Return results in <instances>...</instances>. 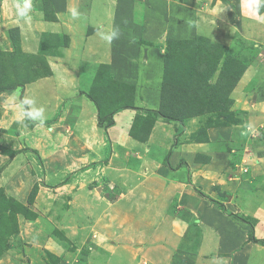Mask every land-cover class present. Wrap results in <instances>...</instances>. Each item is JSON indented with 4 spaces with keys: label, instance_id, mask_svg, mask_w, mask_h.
<instances>
[{
    "label": "crops",
    "instance_id": "crops-1",
    "mask_svg": "<svg viewBox=\"0 0 264 264\" xmlns=\"http://www.w3.org/2000/svg\"><path fill=\"white\" fill-rule=\"evenodd\" d=\"M15 2L0 0V53L13 54L17 46L22 54L39 60L40 69L46 72L38 79L27 81L23 87L1 93L0 106L15 109L23 99H30L33 103L24 104L23 108H42L39 119L53 116L58 119L60 115L73 118L76 133L66 137L58 124L55 134L60 137L53 139L44 127L34 125L21 143L14 146L8 142L5 146L8 150L20 151L26 146L27 150L38 151L45 173L40 177L34 159H23L22 153L13 158L0 154L3 165L0 169L6 167L0 171V189H4L7 197L25 205L33 184H39L38 181L44 186L51 183L54 189L65 188L67 185H57L60 177L72 171L73 158L79 164L78 154L68 153L76 144L75 139L83 140V135L104 139L103 129L97 126L96 107L81 92L80 68L83 64L102 67L119 87L132 86L135 90L134 107L114 114V124L107 131L110 136L111 132H116V142L105 164L90 169L93 173L105 172L108 182L114 180L109 173L115 166L122 169L120 173L125 177L134 175V171L127 169L132 167L128 155L135 152L134 145L143 149L150 147L151 141L165 140L166 143L164 152H158L159 163L139 164L137 175L133 177L135 185L122 186L124 193L116 202L108 201L101 190L97 191L102 203L97 204L96 213L91 214L95 224L87 213L81 215L85 202L83 192L77 191L68 202L70 207L48 218L54 222L50 237L37 241L36 245L30 238L18 240L25 230V226L21 228L20 225L19 233L9 238L0 264H264V246L248 241L249 225L235 221L193 193L196 189L214 197L216 183H223L224 188L230 189L231 177L244 167L237 163L231 165L232 151H212L208 142L239 140L244 144L245 136L264 128V6L259 15L254 16L244 6V0H48V8L42 10L37 7L41 2L32 0L29 13L32 21L28 25L22 20L19 24L16 22ZM113 29H118V38L108 42L104 37ZM44 36L64 37V41L44 54L41 50ZM238 38L252 44L255 58L245 65L235 83L231 111H249V126L243 121L225 127H209L201 132L198 125L202 120H190L181 129L177 141L176 133L179 132H176L175 122L169 124L158 119L146 142L130 136L137 114L159 108L168 42L203 39L209 44L228 47L230 51L232 47L235 49L233 45ZM193 123L197 126L192 127ZM245 127L250 129L247 133ZM248 147L259 151L257 163L264 165V153L261 154L264 147L245 145L243 151L247 156L250 154ZM262 167L259 174L264 180ZM44 189L40 187V195L29 207L41 220L55 201L52 192H44ZM41 192L45 194L41 196ZM234 195L237 197L233 199L238 200L232 201L234 204L245 199L241 203L244 207L236 208V212L253 218L256 223L254 237L264 239V205L249 213L246 206L249 199L242 192ZM183 196L196 200L189 204ZM117 208L121 217L129 209L139 212L130 211L132 217H127V224L116 227L113 224ZM179 211L191 215L192 224L181 219L177 215ZM86 225L96 229L83 230ZM190 227H194L198 238L194 250L181 247Z\"/></svg>",
    "mask_w": 264,
    "mask_h": 264
},
{
    "label": "rangeland",
    "instance_id": "rangeland-1",
    "mask_svg": "<svg viewBox=\"0 0 264 264\" xmlns=\"http://www.w3.org/2000/svg\"><path fill=\"white\" fill-rule=\"evenodd\" d=\"M38 8L41 10L47 7L48 0H38ZM53 8V7H52ZM46 44V46H42L43 53H49L50 48L64 41V37H48L42 38ZM238 42H234V47L230 49L229 56L230 61L228 64L224 65L221 70V74L218 80L212 78L214 76V71L211 68L214 66V60L217 57L219 50L214 49L212 50L211 45L205 41H197L194 42L192 45L187 44H168L167 46V57L166 60V68H167V76L168 82L167 84L173 88H180L183 90L189 91V97L192 99L190 104V113L189 116L184 118L182 122H175L174 124L177 125L176 133L177 141H179V135L181 134V129L184 128L185 123L194 121H198L201 119L202 123L198 125V128L201 132L206 131L209 127H225L226 125H234L237 123H242L246 121L247 126L250 125L249 117H247V113L249 111L244 109H238L237 111H231L232 105V92L234 88V82L237 79V76L242 71V68L246 65V63L254 62L255 54L253 50V46L248 45L247 43L243 42L242 39L238 38ZM206 45L202 49L196 51L201 45ZM179 45V46H178ZM228 48V47H225ZM234 49V50H233ZM196 52L198 53L196 55ZM26 56V55H25ZM22 56V55H15L13 57H9L7 55H0V88H9L15 82H24L27 83L30 80L38 79L39 76L42 75L43 72H46L44 69H40L39 67V60L33 59L29 56ZM203 59V61H201ZM33 66H36L33 68ZM103 71L101 68H96L94 65L83 64L80 68V76L82 80L81 92L87 96L97 97V86H100L103 81L97 82L98 77H102ZM214 73V74H213ZM212 78V80H211ZM11 90H4L1 93H8ZM63 106V105H62ZM116 106V105H115ZM26 108V107H24ZM28 110L27 108L25 109ZM141 110V109H140ZM243 110V111H241ZM145 113V112H144ZM139 113V114H144ZM156 118V117H155ZM158 119L162 118H156ZM194 119V120H193ZM42 121V123H40ZM3 122V123H2ZM61 122V124H60ZM166 122V121H164ZM168 123V122H166ZM61 125L62 133L68 137L72 132L76 133L75 122L73 118L65 117L63 118L61 115L60 117L53 116L50 119H38V120H31V118L26 117L25 120L20 121L17 119V112L15 109L11 108L8 109L6 107L0 106V154L1 155H10L12 153L18 152L17 154L22 153L23 159L25 160H33L37 174L44 176V169H43V158L40 156L39 152L36 150H27V147H21L19 150H12V149H5V146L8 142L16 146L17 143H21L22 137L27 135L28 129L32 128L34 125H40L47 130L48 136L53 139L60 137L55 134L59 125ZM155 124V122H154ZM171 124V122H169ZM154 126V125H153ZM197 124L193 123L192 127H196ZM80 127V126H79ZM99 128V127H98ZM101 129V128H100ZM103 132V140L98 139V137L94 138L90 136H82L83 140L75 139V145L73 146L72 150L68 151L69 155H73L74 153L78 154L77 162L73 158L72 162V171H69L67 174L62 175L60 177L61 182H58L57 185L65 186V188H55L51 185V183H47L45 186L42 184V181L39 182V188H45L44 192H52L55 201L51 202L49 208L47 210V214L42 216L44 219H40V216L37 215L35 220H25L22 216L17 215V228L19 233V226L21 228L25 226V230L23 231L22 237L19 235L18 240H27L31 239L34 240L33 243H37V241H42L43 238L50 237L51 226L54 225L53 221L48 220L52 213H57L59 210L66 209L70 207L69 201L73 198V194L77 191L83 192V204L84 210H82L81 215H85L87 213V217L92 219L93 215L96 213L97 204L102 203L101 199L99 198L100 192L99 190L106 195L108 201L116 202L117 197L124 193L122 186L132 187L135 185L134 176L137 175V170L139 169V164L142 163L150 164L154 162H158L160 159L159 151L161 154L164 152L165 143L166 141H151V146L148 148L136 147L134 145L135 152L130 153L128 157L130 158V164L132 163V167H128L127 169L134 171V175L125 177L123 174L120 173L122 169L119 166L112 167L109 176L113 181H109L108 175L103 173L99 170V173H93L90 169H96L99 165L102 167L105 162L107 161V157L111 152L112 148L114 147V142H116V132H111V136L108 135V130ZM250 129L249 127L244 128V132H248ZM251 134V135H250ZM245 136V140L243 139V143L239 140L236 142H225L223 140H218L216 142L210 143L208 145L212 151H232L231 156V165L238 164L239 167L242 165L244 167L240 172H237L233 177V183L230 184V189L224 188L223 183H216L213 186L214 190V200L217 202L223 203L225 206L228 205L226 208L227 211L230 213H237L236 208L244 207L241 203L245 200L244 198L240 201V204H234L233 202H237L238 200L233 199L237 196H233L236 192H242L246 198H248V207L247 211L250 213L253 209H258L262 205H264V180L262 179L261 175L259 174L264 166L263 163H257L259 161L258 157L259 151H254V148L248 147V151L250 154L244 155V146L250 145L264 147V128L259 129L258 131H253L252 133ZM252 136L254 138H252ZM24 137V139H25ZM57 141V139H56ZM59 141V139H58ZM146 142V141H144ZM159 142V143H156ZM154 143V144H152ZM121 145V143H120ZM78 146V149L75 150V147ZM4 147V148H3ZM63 147V146H62ZM102 148V149H101ZM138 148V149H137ZM110 149V152H109ZM156 149V151H155ZM101 150V152H100ZM101 153V155H100ZM243 153V154H242ZM264 153L261 151V154ZM81 154V155H80ZM252 154V155H251ZM82 156V157H81ZM157 157V159H156ZM128 159V158H127ZM198 159V158H197ZM242 159H245L242 161ZM253 160V161H251ZM128 161V160H125ZM154 161V162H153ZM252 162L253 164H251ZM2 161H0V167ZM159 163V162H158ZM128 164V162H127ZM249 165V166H248ZM6 168V167H4ZM1 168V169H4ZM156 168V166H155ZM154 168V169H155ZM85 170H90L88 173H84ZM1 173V172H0ZM32 174H35V171L32 170ZM232 176V175H230ZM115 182V183H114ZM153 186V184H150ZM107 186H110L107 187ZM3 189V188H2ZM52 189V191L50 190ZM54 189V190H53ZM148 189H152L148 187ZM4 190V189H3ZM40 191L37 192L36 197L40 195ZM41 192V196L45 193ZM193 193L196 195L197 190L195 189ZM67 194V195H66ZM86 194V196L84 195ZM210 197V196H209ZM233 199V200H232ZM35 200V199H34ZM64 200V202H63ZM183 200L185 202H189L192 204L196 199L194 197H187L183 196ZM233 201V202H232ZM27 202V201H26ZM63 202V203H62ZM247 202V201H246ZM48 203V202H47ZM86 204V205H85ZM93 204V205H92ZM27 206V203L25 204ZM94 206V208H93ZM110 207V206H109ZM108 207V208H109ZM4 209L5 206H3ZM93 208V209H92ZM112 208V207H110ZM91 209L93 211H91ZM120 209L117 208L114 214V224L113 226L117 227V224H127L128 218L132 217L131 212L138 213V210L129 209V212L123 217L119 215ZM131 211V212H130ZM254 211V210H253ZM80 212V211H79ZM110 212V210H109ZM242 214V213H241ZM244 214V213H243ZM173 215V213H172ZM177 215L184 219L185 221H189L192 224L193 219L192 216L189 214L184 213V211H179ZM245 215V214H244ZM128 217V218H127ZM249 217V216H248ZM74 218V216L72 217ZM138 218V215H136ZM251 218V217H250ZM253 219V218H252ZM37 220V221H36ZM2 221L5 222L3 226L9 227L11 226V219L8 216L7 218H2ZM135 222L134 219H132ZM73 223V222H72ZM92 224H95V219L91 220ZM136 223V222H135ZM108 224V223H107ZM108 224V226H110ZM253 225L255 226L256 223L254 222ZM93 225L84 226L83 230L87 229L89 231L96 229L94 226L93 229L91 228ZM70 228H74V226L69 224ZM51 229V230H50ZM256 228L254 227V230ZM56 231V229H54ZM263 229H261L262 232ZM264 232V231H263ZM198 238L195 234L194 227H190V231L186 233L184 239L182 241L181 247H184L189 250H194L197 246ZM91 249L92 247L89 246ZM93 249V248H92ZM86 253L89 252V249L85 250ZM257 254V252H256ZM82 254L79 256V260L82 259ZM82 261V260H81Z\"/></svg>",
    "mask_w": 264,
    "mask_h": 264
},
{
    "label": "trees",
    "instance_id": "trees-1",
    "mask_svg": "<svg viewBox=\"0 0 264 264\" xmlns=\"http://www.w3.org/2000/svg\"><path fill=\"white\" fill-rule=\"evenodd\" d=\"M262 8H263V6L260 7L259 11H261ZM48 37H51V36H44V38H48ZM199 40L205 41L203 39H199ZM43 41L44 40L42 39V46H46L47 43L45 44V42H43ZM171 43L174 45L175 44L192 45L194 42H192V41H177V42L171 41V42L167 43V46H168V44H171ZM14 44H15V42H14ZM210 45L212 47L211 48L212 50H214V49L219 50V53L214 60L215 64H214V66L211 67L215 73V74L213 73L214 76L212 78H215L216 80H218L220 77H222V76H220L222 67H224L225 64L227 65L228 62L230 61L229 48H225V47L220 46V45H213V44H210ZM201 46L202 47H199L198 49H196L197 52H198V50L202 49L206 45L204 44ZM42 49H43V47H42ZM166 51H168L167 47H166ZM49 52H50V50H49ZM197 52H196V55L198 54ZM17 54L25 56L24 54H22L19 51V48L17 46H16V50L14 51V53L13 54H7V56L13 57ZM167 54L168 53H166V56H165V62L168 59ZM0 55H4V54L0 53ZM42 56H43V53H42ZM201 61H203V59H201ZM43 62H44V59H43ZM246 64H248V63H246ZM244 67L242 68V70L244 69ZM99 68L104 70L103 71L104 75L102 77L97 78L98 79L97 82H100V80L103 81V83L100 86L96 87V89L98 90L96 93L97 97H93V96L91 97V96H87V95H85V96L96 107V110H97V126L101 129H103L104 131H106L107 128L113 126V124H114L113 116L115 113H117L118 111H120L122 109L134 107L135 90L132 86H121L122 88L119 87V85H118L119 83L111 80V78L108 77L109 76L108 72H106L104 68H102V67H99ZM167 73H168V71H167L166 63H165V74H164L163 83H162L159 108L157 110H153V111L143 110L145 113L144 114H137L133 120L132 125H131L130 131H129L130 136L133 137L134 139L140 141V142L147 141V139L150 135V131L154 125V122L156 121L155 120L156 118H162V119H164V121L169 123V122H178V121L182 122L184 120V118L189 116L190 104L192 101V99L189 97V91L188 90L185 91V90L180 89V88L170 87V85L166 83V82H168L167 81L168 80ZM241 73H242V71L237 76V79L234 82L233 86H235V83L237 82ZM42 74H45V72ZM105 77H107V79H104ZM212 78H211V80H212ZM23 85H24V82H21V83L15 82L9 88H7V87L0 88V92H2L4 90H13V89H16L18 87H23ZM108 107H109V110H108ZM109 152H110V149H109ZM17 153L18 152L12 153L9 155V157L13 158V156H15ZM0 171H1V169H0ZM38 188H39V184L34 183L29 194H28V197H27V202H26L27 206L19 203L18 201H16L15 199H13L11 197H7L4 194V191L2 189H0V256L5 251V249L8 245L9 238L18 232L17 215H20L25 220H29V221L36 219L37 214L34 213L32 210H30L29 207L31 205H33L35 196L38 192ZM197 194L200 195L201 197H203L208 202H210L212 205H215L223 214L227 215L228 217H230V218H232L235 221H238L240 223H246L247 225H249L250 232L248 235V241L251 243H256V244L264 246V239L258 240L254 237V228H253L254 225H253V223L255 221L252 218H250L248 216H243V215H240L237 213H230L227 211V209L223 203L217 202L213 198L205 195L204 193H202L200 191H197ZM3 206H5L6 209H4ZM8 216L12 220L11 221L12 223H11V226L6 227V226H3L5 224V222L2 221V218H7ZM55 233H57V232H55Z\"/></svg>",
    "mask_w": 264,
    "mask_h": 264
},
{
    "label": "clouds",
    "instance_id": "clouds-1",
    "mask_svg": "<svg viewBox=\"0 0 264 264\" xmlns=\"http://www.w3.org/2000/svg\"><path fill=\"white\" fill-rule=\"evenodd\" d=\"M244 6L247 10L254 16L259 15V9L261 6H264V0H244ZM14 7L16 8L17 13V23L19 24L22 20L25 24L30 25L32 17L29 14L32 9V0H16ZM73 16L76 15L73 11ZM119 31L118 29H113L112 32L104 37L108 42H111L112 39L118 38ZM33 101L30 99H23L21 104H16L14 107L17 110V119L20 121L25 120L26 117L31 118V120H37L43 114V109L33 108L31 110H25L23 108L24 104H32ZM42 122V121H41Z\"/></svg>",
    "mask_w": 264,
    "mask_h": 264
}]
</instances>
